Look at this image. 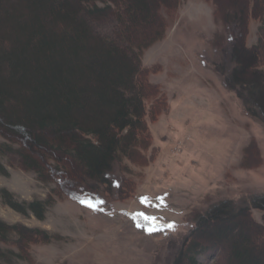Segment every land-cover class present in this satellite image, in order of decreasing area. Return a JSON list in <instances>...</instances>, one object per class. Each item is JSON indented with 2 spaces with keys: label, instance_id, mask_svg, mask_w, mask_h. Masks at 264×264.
<instances>
[{
  "label": "trees",
  "instance_id": "obj_1",
  "mask_svg": "<svg viewBox=\"0 0 264 264\" xmlns=\"http://www.w3.org/2000/svg\"><path fill=\"white\" fill-rule=\"evenodd\" d=\"M209 1L216 24L209 43L222 53L215 69L264 129V0ZM180 2L0 0V156H16L37 179L57 185L30 201L1 188L4 204L42 220L63 196L109 208L111 199L129 194L124 160L136 162L149 142L141 56L162 38L163 13L171 18ZM250 19L257 21L256 41L247 45ZM252 160L243 156L239 166H261ZM0 173L7 175L2 164ZM252 210L261 211L260 220ZM181 215L187 230L169 237L179 244L169 264H204L203 257L211 264H264V191L210 199ZM34 237L58 235L0 219V242L17 246L0 248V257L24 259Z\"/></svg>",
  "mask_w": 264,
  "mask_h": 264
},
{
  "label": "rangeland",
  "instance_id": "obj_2",
  "mask_svg": "<svg viewBox=\"0 0 264 264\" xmlns=\"http://www.w3.org/2000/svg\"><path fill=\"white\" fill-rule=\"evenodd\" d=\"M213 10L209 0H181L171 18L163 13L168 23L162 38L143 50L149 142L136 162L124 160L130 169L123 174L129 194L111 199L109 208L63 196L42 220L13 210L0 198L3 221L58 235L49 241L30 238L24 259L0 257V264H169L179 245L169 237L187 230L181 213L203 209L210 199L264 191V129L244 112L215 69L222 53L209 43L216 30ZM256 26L250 19L247 45L256 41ZM250 142L254 145L245 150ZM243 156L261 159V166L241 168ZM0 164L7 172L0 173V189L17 201L44 199L57 186L23 169L16 156H0ZM252 217L260 220L261 211L252 210ZM169 224H174L171 231ZM16 247L0 242L3 250Z\"/></svg>",
  "mask_w": 264,
  "mask_h": 264
},
{
  "label": "snow or ice",
  "instance_id": "obj_3",
  "mask_svg": "<svg viewBox=\"0 0 264 264\" xmlns=\"http://www.w3.org/2000/svg\"><path fill=\"white\" fill-rule=\"evenodd\" d=\"M145 199H146V198H145ZM82 203H84V202H82ZM101 203H102V202H101ZM87 206L90 207V208H92L93 210H96V207H95L93 204H91V203H88ZM173 228H174V224H169V225H168V230H169V231L173 230ZM153 230H156V229H150V230H148V231L151 232V231H153Z\"/></svg>",
  "mask_w": 264,
  "mask_h": 264
}]
</instances>
